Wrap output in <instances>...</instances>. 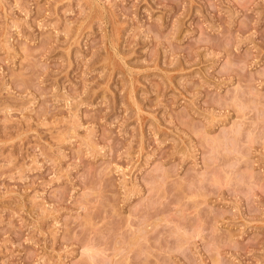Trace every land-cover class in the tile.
<instances>
[{
	"label": "rangeland",
	"instance_id": "1",
	"mask_svg": "<svg viewBox=\"0 0 264 264\" xmlns=\"http://www.w3.org/2000/svg\"><path fill=\"white\" fill-rule=\"evenodd\" d=\"M0 264H264V0H0Z\"/></svg>",
	"mask_w": 264,
	"mask_h": 264
},
{
	"label": "bare ground",
	"instance_id": "2",
	"mask_svg": "<svg viewBox=\"0 0 264 264\" xmlns=\"http://www.w3.org/2000/svg\"><path fill=\"white\" fill-rule=\"evenodd\" d=\"M92 2V1H91ZM98 4H100V3H98ZM102 9V8H101ZM105 11V10H104ZM97 12V11H96ZM112 20V19H111ZM113 24V23H112ZM112 26H114V25H112ZM119 26V25H118ZM114 29V28H113ZM113 33V32H112ZM115 34V33H114ZM119 42V41H118ZM113 47V46H112ZM118 47V46H117ZM112 49V48H111ZM115 51V50H114ZM118 51V49L116 50V52ZM119 52V51H118ZM118 54V53H117ZM118 57V56H117Z\"/></svg>",
	"mask_w": 264,
	"mask_h": 264
}]
</instances>
